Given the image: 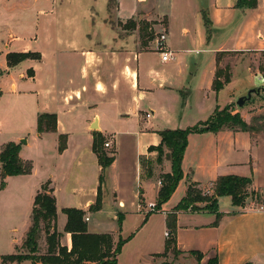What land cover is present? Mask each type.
Segmentation results:
<instances>
[{
	"label": "crops",
	"instance_id": "0c3cea01",
	"mask_svg": "<svg viewBox=\"0 0 264 264\" xmlns=\"http://www.w3.org/2000/svg\"><path fill=\"white\" fill-rule=\"evenodd\" d=\"M40 1L25 21L27 25L11 31L5 49H0V90L4 84L9 88V107L1 111L13 117L9 124L16 129L8 139L0 135V152L9 142L20 143V157L33 163L30 175L7 177L6 187L0 189V216L9 209V232L14 234L8 251L0 250V264L2 256L17 254L21 248L31 226L34 199L48 182L56 197L62 245L69 250L72 247V236L64 231L67 216L63 210H83L89 219L85 220L89 233L110 234L115 244L125 240L118 264H153L167 259L162 256L168 239L167 217L191 184L212 195L213 183L219 177L235 175L251 178L252 190L264 196V135L224 130L189 135L182 161L183 179L160 210L149 206L157 205L163 176L172 172L171 161L150 148L161 144L159 132L192 128L213 115L219 106L213 100L219 95L213 90L221 65L218 54L244 56L233 65L231 82L224 88L232 82H245L247 86L238 91V96H243L253 88L255 77L264 82L256 60H264V0L247 10L236 8L238 0H196L195 14L206 10L212 22L209 40L206 27L197 31L185 24L172 31L177 0H165L173 13L172 20L168 16L166 45L177 56L170 63H163L154 50L139 48L141 42L135 35L121 36L126 31L118 30L121 23L135 21L147 0H134L128 17L121 16V0L115 9H110L109 0H101V13L92 10L82 21L74 12L63 14L53 6L46 7V0ZM17 2L0 0V17H17L11 8ZM113 21H118L117 25ZM91 26L97 32L93 33ZM28 52L39 54L40 59L8 67L9 53ZM152 54L157 58L148 59ZM195 94L203 98L199 107L204 117H198L197 104L193 111L191 98ZM178 95L184 102L183 112L174 108ZM43 113L57 115V132L37 133L38 116ZM0 119L6 124L3 113ZM95 122L98 129L92 130ZM94 134L111 138L112 148L105 151L113 152L115 159L106 169L94 152ZM60 135L67 136L62 152ZM24 138L26 143L21 142ZM100 189L102 208L91 211ZM225 198L229 200L222 207ZM218 204L222 217L217 224V215L210 211L177 212L180 259L191 262L195 256L190 252L198 251L205 256L201 264L213 256L219 264H264V204L234 207L230 197L219 198ZM119 218L123 220L121 229Z\"/></svg>",
	"mask_w": 264,
	"mask_h": 264
},
{
	"label": "trees",
	"instance_id": "16d2710c",
	"mask_svg": "<svg viewBox=\"0 0 264 264\" xmlns=\"http://www.w3.org/2000/svg\"><path fill=\"white\" fill-rule=\"evenodd\" d=\"M117 5V0H109L110 9ZM258 0H238L236 8L255 9ZM203 20L207 30L208 40L212 35V22L206 10H203ZM135 27V22L129 21L126 25ZM217 56L220 63L221 55ZM27 59H40L35 53H9L7 65L9 68L18 66ZM231 82V75L224 74V70L218 68L213 82V90L216 94L224 89ZM216 107L213 115L205 122L192 128L164 130L159 132L162 142L157 148H150L157 151L159 157L166 156L172 164V172L163 176L162 186L159 191L156 210H160L175 192L178 184L183 179L182 161L188 145V137L194 133H218L224 130L242 131L250 133L254 126L248 123L239 113L233 114L230 107L223 110ZM58 118L56 114L43 113L38 116L37 131L41 135L46 132H57ZM105 137L102 134H94L93 149L103 169L108 168L114 162L115 157L110 156L104 149ZM67 146V136L60 135L59 151L62 152ZM21 144L9 142L2 146L0 152V189L6 187V178L20 175H30L33 171L32 161H24L20 157ZM167 151V153H166ZM253 181L251 178L235 175L221 176L213 183L212 196L205 194L196 184L188 187L186 196L175 207L174 212L167 217V228L169 237L166 241L165 252L162 256L167 257L169 253L179 255L177 250V212L179 211H210L217 215L215 224L218 223L222 214L218 212V199L230 197L234 207L244 208L251 196L258 197V204L263 205L262 194L252 190ZM101 189L96 203L91 206V211H99L101 205ZM203 203L204 206H199ZM67 216L65 232L72 236V247L63 246L61 243L63 234L57 230L58 211L54 191L50 183L42 186V189L34 199V207L31 216V226L26 234L21 248H17V254L2 256V264L8 262L21 263L26 260L34 264H118L117 256L121 252L125 240L119 239L114 243L110 234H92L88 231V224L85 221L86 213L76 208L63 210ZM119 229L122 227V218H119ZM195 256L198 264L202 263L204 255L198 251L190 252ZM206 264H219L217 256L210 257Z\"/></svg>",
	"mask_w": 264,
	"mask_h": 264
},
{
	"label": "rangeland",
	"instance_id": "374dc122",
	"mask_svg": "<svg viewBox=\"0 0 264 264\" xmlns=\"http://www.w3.org/2000/svg\"><path fill=\"white\" fill-rule=\"evenodd\" d=\"M46 0L43 3H46V7H54L55 10L58 12H74V14H77L79 16L80 21L84 20L83 18H86V14L88 12H91L92 10H95V12L101 13L100 10H102L103 1L101 0H55L47 2ZM196 0H177L176 1V9L173 11L174 13V28L171 27L172 31H178L180 30L185 24L190 25L194 30L199 31V29H204L205 27L204 20H203V12L201 10L200 13L195 14V4ZM201 1V0H200ZM134 0H121V16L122 17H128L132 15V11L134 8ZM42 4L41 1L38 2V0H18L17 4L12 6L15 13L18 15L17 17H0V49H5V40L8 37V34L15 30H21L19 27H25V21L29 19V15L35 11L38 8V5ZM44 5V4H43ZM166 5V8H164ZM115 9V5L112 7ZM105 11V8H104ZM169 9V3H167L165 0H147L143 1L142 7L140 8V11L138 15L136 16V19H134L135 27L132 25H125L121 23L119 25L118 30L120 32H125L123 34L127 35H135V40L137 42H141L139 48H142L143 50H154L155 52L158 51L157 49V43L156 39L160 36V34L166 32L168 29V16L172 20V12ZM106 13V11H105ZM24 15L23 20H19V16ZM95 16V15H94ZM101 17V14H100ZM13 19V20H12ZM114 19V17H113ZM75 20V18H74ZM115 25H117L118 21H113ZM85 26V25H84ZM200 26V27H199ZM90 27V26H88ZM199 27V28H198ZM91 30L93 33L97 32L96 27L91 26ZM170 42L172 40L170 39ZM250 54V53H248ZM148 59H156L157 55L152 54L147 57ZM244 58L243 53H225L221 55L220 60V69L224 70V74L227 72L230 74V72L233 69L234 64L237 61L240 62V59ZM256 58V57H255ZM251 60L253 61V57H251ZM257 67L260 69L261 72L264 73V60L260 57L257 58ZM253 63V62H252ZM0 75H2V71L0 70ZM231 75V74H230ZM240 82V83H239ZM236 81L232 82V84L228 88H224L219 95L216 97H213L214 101H218L219 103V110H223L227 107H230V111L233 114L239 113L242 118L248 123L250 126H254V129L251 130V134L253 137H256L257 135H264V82L260 80L259 77H255L252 82V87L246 94L243 96H247L248 93L251 90H255V93H253L252 98L248 100L243 107H239L237 105V101L240 97L238 96V91L243 90L247 84L242 81ZM3 94L0 96V113H3L5 118L6 124L0 123V135L2 136L1 139H8L12 133L16 131V129L9 124L11 119H13L12 116L5 113V111H1V109H6L8 106L7 101L9 98V88L7 84H4L1 86ZM239 87V88H238ZM0 90V91H1ZM179 96V95H178ZM202 97L195 94L191 98L193 111L195 110V105L197 104L198 107L202 104ZM182 97H178V103L175 105L174 108H179V110L182 111V104H183ZM203 108L199 107V110H196V113H198V117H204V113H202ZM183 112V111H182ZM188 114V113H186ZM187 119L190 118V116H186ZM187 119L184 123H188ZM1 120V119H0ZM16 124V123H15ZM36 132V131H35ZM38 133V131H37ZM39 134V133H38ZM111 138H105V142L109 141ZM24 140H26L24 138ZM22 142V140H21ZM106 150V148L104 147ZM112 151V150H111ZM110 156H113V152L107 151ZM257 194H262L260 191L256 192ZM214 192L212 193V195ZM209 196H212L210 194H207ZM6 199L7 197L4 196ZM258 197L251 196L247 200V204L259 206L258 204ZM226 200H229L228 198L222 199L221 206L224 207V202ZM262 200H264V196L262 197ZM199 206H204V204L199 203ZM93 217V215H91ZM0 250L4 253L8 251V247L11 243L10 240H12L14 234H10L9 230L12 227V221L11 217L9 215V209L6 210V208L1 212L0 216ZM11 221V222H10ZM16 236V235H15ZM18 238V235H17ZM21 244V243H20ZM213 256V255H212ZM195 261H197L195 258H192L191 262H184L182 259H180L179 255H175L174 253H171L167 256V259H158L157 262H154L153 264H193ZM7 264V263H6ZM140 264H146V262H141ZM195 264V263H194Z\"/></svg>",
	"mask_w": 264,
	"mask_h": 264
},
{
	"label": "built area",
	"instance_id": "2783aa9c",
	"mask_svg": "<svg viewBox=\"0 0 264 264\" xmlns=\"http://www.w3.org/2000/svg\"><path fill=\"white\" fill-rule=\"evenodd\" d=\"M166 42H167V31L166 32L164 31V33L160 34V36L156 39L157 49H158V51L156 52L160 54L163 63L174 62L177 59V56L174 52H172L167 48ZM150 116L151 115L148 114V117ZM104 147L106 149L112 148V142L106 141ZM206 194H209V192H206ZM149 206L152 210L156 209V205L153 203H151ZM85 220L88 221L89 219L86 218ZM166 237H169V232L166 233Z\"/></svg>",
	"mask_w": 264,
	"mask_h": 264
},
{
	"label": "water",
	"instance_id": "95a60500",
	"mask_svg": "<svg viewBox=\"0 0 264 264\" xmlns=\"http://www.w3.org/2000/svg\"><path fill=\"white\" fill-rule=\"evenodd\" d=\"M253 93H255V90H251L247 96H243V97H240L237 101V105L239 107H243L245 105V103L250 100L252 98V95ZM98 129V126H97V123L95 122L93 125H92V130H97ZM22 143H26V140H22Z\"/></svg>",
	"mask_w": 264,
	"mask_h": 264
}]
</instances>
